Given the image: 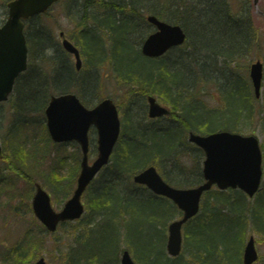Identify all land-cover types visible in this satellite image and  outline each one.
<instances>
[{"label":"trees","instance_id":"trees-1","mask_svg":"<svg viewBox=\"0 0 264 264\" xmlns=\"http://www.w3.org/2000/svg\"><path fill=\"white\" fill-rule=\"evenodd\" d=\"M8 1L0 0V24L5 20ZM230 1L233 2L60 0L56 6L73 24L66 36L83 59L80 72L75 70L70 55L63 51L48 24L54 20L55 7L24 22L28 66L17 78L9 101L0 104V108L9 106L11 113L8 126L4 129L0 124V137L8 168L29 186L38 180V173H43L39 182L51 192L56 204L73 190L80 153L75 146L71 155L61 154L60 147L54 149L56 145L47 136L43 111L52 94L74 92L85 105L91 106L96 101L89 100L87 93L99 95L102 82L111 78L126 89V94L154 95L171 110L166 119H171L172 124L167 125H154L151 120L143 124L126 118V129L122 126L110 163L86 190V218L83 216L73 227L71 223L60 225L69 224L68 236H72L68 237L71 242L63 253V264H117L121 244L133 252L138 264H242L247 231L264 240V183L253 200L237 190L212 189L204 194L199 214L183 228L181 255L169 258L165 250L167 226L180 212L170 201L132 182L134 174L152 165L172 186L192 187L201 183L203 154L187 142L185 133L189 130L202 134L218 130L247 134L259 127L264 133V74L262 96L257 100L244 78L222 71L224 81L213 82V78L193 71L187 63L190 56L198 62L197 55L181 50L195 49L197 39V45L212 49L214 54L233 58L242 50L246 53L258 46L250 11L247 8L243 15L241 4L239 13L232 12ZM147 14L182 26L187 43L159 59L143 57L139 46L148 34L143 30L144 25L148 26ZM135 59L145 62L141 69H131ZM207 72L211 76L215 71ZM200 82H212L210 86L217 89L210 96L211 106L200 98L204 95ZM188 148L196 150L198 157L190 168L185 163L186 154L193 151ZM261 148L264 156V142ZM52 155L54 158L50 159ZM37 166L46 167V173L43 168L37 171ZM5 189V184L0 185V193L8 192L13 199V194ZM132 217L138 218L139 237L133 248L127 240V222ZM238 229L240 236L236 242L232 235ZM95 230L100 234V244L98 249H90L88 244ZM108 233L112 236L111 254L104 241ZM233 249L234 258L229 253ZM14 250L19 252L18 248Z\"/></svg>","mask_w":264,"mask_h":264},{"label":"water","instance_id":"water-1","mask_svg":"<svg viewBox=\"0 0 264 264\" xmlns=\"http://www.w3.org/2000/svg\"><path fill=\"white\" fill-rule=\"evenodd\" d=\"M57 0H13L8 3V16L0 27V102L6 101L12 92L16 77L26 69L27 48L23 35V23L29 17L45 13ZM259 0H253L257 5ZM157 31L147 37L142 53L147 57H159L170 48L185 41V34L179 26L169 25L154 16L147 18ZM62 46L75 56L76 68L81 66L78 50L63 37ZM262 64L257 61L250 66L249 76L256 97L260 95ZM150 118L168 114L153 97H148ZM46 126L54 142L75 141L81 149L82 160L77 185L72 196L59 212L51 207L49 195L37 184L32 199L34 215L50 232L58 223L73 221L83 213L81 196L96 174L108 163L119 136L120 121L117 109L111 99H104L91 109L84 107L73 94L53 96L45 109ZM95 127L97 132V157L88 163V131ZM189 141L203 149V177L205 182L191 189H175L163 181L152 166L134 176L133 181L145 185L154 194L173 201L183 212L179 220L168 228L166 244L170 256H177L182 248V226L199 211L203 192L216 184L219 189L239 188L249 197L258 191L262 179V155L259 141L254 136H242L230 132H218L208 136L189 134ZM2 157L0 146V158ZM257 260L254 240L251 237L244 249L243 263L252 264ZM35 264H46L44 258ZM120 264H135L129 253L124 251Z\"/></svg>","mask_w":264,"mask_h":264},{"label":"rangeland","instance_id":"rangeland-1","mask_svg":"<svg viewBox=\"0 0 264 264\" xmlns=\"http://www.w3.org/2000/svg\"><path fill=\"white\" fill-rule=\"evenodd\" d=\"M234 12L242 9L243 15L247 13V8L250 11L251 16L254 20V27L257 32V40H258V46H254L253 49H250L246 53L242 50L237 56H234L233 58H227L222 57L217 54H214L212 52V49L209 50L207 47H204L200 44L197 45V39L195 44V49L192 47L193 50L189 51L187 48L184 47V54L187 52L195 53L197 57L199 58V61H194L188 59L187 63L190 64L191 69L195 72L199 71L202 72V76H206L207 78H213L216 83L223 82L224 77H222L221 73L226 72L225 74L228 75L230 72L232 75L238 76L240 78H244L246 83H250L249 80V67L250 65L260 60L264 63V17L258 15L255 11V8L252 5V0H233L230 1ZM248 2V3H246ZM61 7L57 6L54 11V20L48 21L49 26L54 30L55 34H57L60 30H64L65 32L70 31L73 28V24L67 19V17L64 16L63 12L60 9ZM260 11L264 12V0H260L258 3V8ZM238 13L240 11H237ZM143 30L147 33H150L151 31H154V28L151 26H143ZM211 34V33H210ZM209 34V36H211ZM202 46V47H201ZM144 61L142 59H135L133 61V66L131 69L137 70L141 69L144 66ZM204 65V67H202ZM208 71H215L214 73H211V76L208 74ZM105 73L107 71L105 70ZM85 74V73H84ZM227 75V76H228ZM201 83V82H200ZM202 84V83H201ZM209 84V85H208ZM205 84L203 86V89L201 92L204 94L200 96V98L206 102L208 105H212L209 101L210 96L212 97V94L217 92L216 88H213L210 86L211 83ZM238 86V84H236ZM199 89V88H197ZM200 91V89H199ZM131 92L130 94H126L125 88H120L118 84L113 79H107L106 81L102 82L99 89V95H93L92 93H87L88 96H91L88 98L89 100H95L97 101L99 97L102 96H110L116 103L121 106V110L123 111L120 114L121 120L123 122V127L126 129V116L130 117L132 120L141 122L143 124L148 122L146 110H147V103H146V97L135 93L133 94ZM132 95V96H131ZM159 101V100H158ZM160 102V101H159ZM161 103V102H160ZM164 104V103H162ZM165 105V104H164ZM126 114V115H125ZM11 120V113L9 112V106H5L0 108V124L5 129L9 121ZM157 125H167L172 124L171 119H164L160 122L156 123ZM254 134L259 138L260 144H263L264 142V133L261 131L259 127L256 128L254 131ZM39 135H41V132L39 130ZM176 136V135H173ZM185 137L187 138V132L185 133ZM91 139V150L93 151L95 149L96 144V137L93 136V134H90ZM1 143L3 144V140L1 139ZM155 140L158 141L160 138L155 137ZM60 147L61 154L63 155H71L75 151V145L72 143H66L63 146H57L54 149H58ZM52 149V150H54ZM189 150H192L193 153L191 154L188 151V155L186 154L187 160L185 161L187 167L194 166L193 162L195 159L197 160V153L192 149L188 148ZM7 155L4 153V156ZM94 155L90 157V161L94 159ZM54 156L52 155L50 159H53ZM30 159V158H28ZM202 163V160H201ZM8 160L2 159L0 160V185L3 186V184H7L9 188H12V190L15 192V197L13 199L9 196V193H0V264H14L13 260L16 261L17 252L14 250L15 248L18 249H26L25 252H22V256L20 259L19 264H34L35 261L39 257H44L46 262L48 264H63L64 259V251L66 247L70 244V239L68 237V229L71 228L69 224L65 227L58 228L57 231L53 234L47 233L45 230L42 229L38 221L34 218L32 211H31V199L34 193V187L32 189L31 186L27 184L25 180H23L21 177H17L14 175V173L11 172V170L8 168ZM32 164V163H29ZM192 164V165H190ZM39 165V164H37ZM43 166H37V171H39ZM42 172L46 173V167L43 168ZM43 173H38L37 179L33 180L32 185H34V182H39V176H41ZM5 180V181H3ZM41 184V183H40ZM5 190H9L5 186ZM11 191V190H9ZM48 193L51 195V201L53 208L58 211L63 202L66 200H63L60 205L53 202L52 194L49 190L46 189ZM85 198V196H84ZM84 201V199H83ZM85 203V202H84ZM85 218L87 216V211H85L84 214ZM76 223L74 222L72 224V227L75 226ZM128 227V234H127V240L130 242L131 247H135L139 242L138 237V218H131L128 219L127 222ZM247 237L250 235H253L256 240V249L258 252V261L255 264H262L264 261V240L259 238L255 233L251 232L250 230L247 231ZM99 235L98 232L95 230L91 233L92 238L90 239V242L88 244V248L90 249H98V246L100 244L99 241ZM233 236L234 241L238 242L239 240V229L235 232ZM27 237V242H22L23 238L25 239ZM107 241L108 247L107 252L112 253L113 246H112V236L111 234H105L104 235V241ZM15 247V248H14ZM121 247H124L123 244H121ZM14 251V255L10 256L9 259H6L4 256L9 251ZM19 253V252H18ZM229 253H233V258L236 255V250H229ZM131 255L134 258V254L131 251ZM119 264V263H117Z\"/></svg>","mask_w":264,"mask_h":264}]
</instances>
